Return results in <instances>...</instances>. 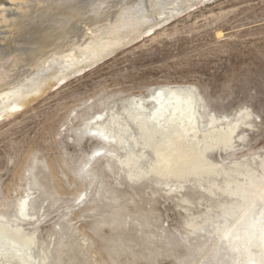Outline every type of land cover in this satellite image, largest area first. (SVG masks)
<instances>
[{
  "label": "rangeland",
  "instance_id": "rangeland-1",
  "mask_svg": "<svg viewBox=\"0 0 264 264\" xmlns=\"http://www.w3.org/2000/svg\"><path fill=\"white\" fill-rule=\"evenodd\" d=\"M129 16L142 20L134 39L103 34L118 18L52 61L62 71L48 86L33 87L45 66L11 88L31 94L0 107V222L33 238L36 264H264V0ZM95 37L115 48L88 59ZM160 89L193 94L208 173L158 172L133 116Z\"/></svg>",
  "mask_w": 264,
  "mask_h": 264
},
{
  "label": "water",
  "instance_id": "water-1",
  "mask_svg": "<svg viewBox=\"0 0 264 264\" xmlns=\"http://www.w3.org/2000/svg\"><path fill=\"white\" fill-rule=\"evenodd\" d=\"M176 0H0V95L123 15Z\"/></svg>",
  "mask_w": 264,
  "mask_h": 264
},
{
  "label": "bare ground",
  "instance_id": "bare-ground-1",
  "mask_svg": "<svg viewBox=\"0 0 264 264\" xmlns=\"http://www.w3.org/2000/svg\"><path fill=\"white\" fill-rule=\"evenodd\" d=\"M120 18L121 21L119 22L118 20L117 22L119 23L115 27L113 26L114 24L112 25L114 28H112L111 26L110 27L111 29L109 28L108 32L103 33L108 38H110L109 36L111 34L112 37H114L113 38L114 43H116L115 45L117 46L119 44L121 45L125 42H128L131 39H134L137 36V34H139L140 32L139 28L142 24V20H140V18H137L135 16H129V14L123 15ZM100 35L101 34H99V36ZM104 38L105 37L101 39L104 40ZM93 39L95 40H93L90 43V45L87 42L89 46H87L86 48L88 49L87 50L88 52H86V57L88 59L92 56H95L96 59L98 55H99L98 57L101 56L102 52H103L102 55L103 54L105 55L104 52H107L106 49L110 48L109 51L110 53L111 49L113 47L115 48L114 45L113 46L111 45L112 47L110 46L109 48H107L108 45L110 44L109 42L110 39L105 41L96 40V37ZM61 66L62 65L58 66V64L55 65L53 64V62L49 63L48 66L46 65V68L44 66L45 69H43L40 74L37 73V77L35 75L36 79L34 81L35 84L33 83L34 84L33 87L39 90V86L41 87L43 84H47L48 82L50 83L52 79L54 80L56 76L61 74L62 71ZM29 80L30 79L28 78L27 80H24V82ZM46 86H48V84ZM30 94L31 91L26 90L25 83L24 85L18 86L17 89L15 88L9 89L0 95V107L3 106V108L5 107L6 109V106L9 105L10 104L9 102L11 101L14 103L13 107L15 108L17 107L18 109L21 104L27 101L26 99L29 97ZM154 101H155L154 110H152L149 114H146L145 116L143 115L144 106L140 104V102L135 103L136 105H138L137 107L138 115L142 117L136 118L133 116V121L136 124L137 128L139 129L140 134L145 138V145L152 147V152L156 158L155 164L158 169V172L159 173L162 172V176L164 177L171 176L176 178H185L189 174H195L200 176L203 173H208L209 170L203 171L201 168H199L202 167L204 158L201 150L198 147V141L196 138L197 136L195 131L193 94H191V92L180 89H168L166 91L160 89L157 91V97H155ZM233 128L234 126H228L227 130L226 131L224 130L225 133L223 136L226 138L224 139L225 141L229 140L228 138L232 134ZM189 134L192 135L193 140L188 139ZM216 136L217 135H215V137ZM155 137H158V140H155ZM192 166H196V167H192ZM245 198L248 199L249 197L247 196ZM19 206H20L19 209L21 210L23 208V204L21 203ZM245 212L246 211H243L242 216L244 215ZM24 214L25 212L23 211L21 215ZM242 223H243V219L241 217V224ZM231 236L233 237V234ZM32 243H33V238L22 236L19 230L10 232L7 225L0 222V254L4 252L10 254L12 258H14L15 264H36L34 261H32V255L28 251ZM247 253L248 251H245V255H247ZM263 258H264V254H263Z\"/></svg>",
  "mask_w": 264,
  "mask_h": 264
}]
</instances>
